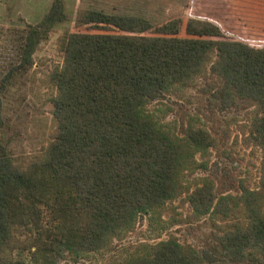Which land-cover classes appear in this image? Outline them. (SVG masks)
Returning a JSON list of instances; mask_svg holds the SVG:
<instances>
[{
  "label": "trees",
  "instance_id": "1",
  "mask_svg": "<svg viewBox=\"0 0 264 264\" xmlns=\"http://www.w3.org/2000/svg\"><path fill=\"white\" fill-rule=\"evenodd\" d=\"M164 3L80 0L79 21L121 32L65 37L63 64L50 76L56 130L43 153L18 164L0 138V258L16 247L44 264H55L65 250L101 251L139 215L162 216L187 193L194 213L229 219L244 208V220L236 217L203 248L170 236L115 264H264V174L260 189L243 186L236 195L218 193L214 179L186 186L187 173L200 166L195 154L208 153L215 137L192 122L183 136L165 131L146 109L205 76V91L221 108H259L251 139L264 149V45L229 38L201 19L187 21L190 36L162 32L174 27L161 26ZM67 18L64 0H54L43 19L28 26L21 61L0 92L32 65L38 45Z\"/></svg>",
  "mask_w": 264,
  "mask_h": 264
},
{
  "label": "rangeland",
  "instance_id": "2",
  "mask_svg": "<svg viewBox=\"0 0 264 264\" xmlns=\"http://www.w3.org/2000/svg\"><path fill=\"white\" fill-rule=\"evenodd\" d=\"M163 1V0H162ZM54 0H0V87L8 72L21 61V45L29 25L39 23ZM67 20L56 24L37 47L30 67L15 74L0 92L2 113L0 138L15 162L26 165L48 147L55 130L53 98L57 93L50 76L63 64L62 44L73 31H110L120 29L103 22L84 23L78 19L80 0H64ZM166 14L161 26L174 27L162 32L190 36L189 19L214 23L232 39L264 45V0H164ZM210 75V74H209ZM210 80L199 76L193 84L175 89L166 97L152 102L146 109L153 114L158 126L178 136L184 135L189 123L207 128L216 145L208 153L198 152V165L187 173L186 186L194 187L202 179L215 180L216 191L239 194L241 187L260 189L264 174V149L251 139V124L259 112L254 105L221 108L211 92H206ZM207 163L208 167L203 166ZM241 192V191H240ZM244 220V208L229 219L213 214L194 213L187 193L170 205L162 216L141 214L128 229L114 238L108 247L98 252L77 253L65 250L55 264H115L144 254L147 245L170 236L184 244L203 248L223 227ZM17 236L24 239L21 229ZM44 264L21 248L5 249L0 264ZM206 264V263H204Z\"/></svg>",
  "mask_w": 264,
  "mask_h": 264
}]
</instances>
